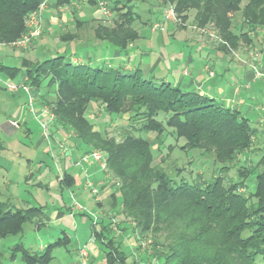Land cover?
<instances>
[{"label": "trees", "instance_id": "16d2710c", "mask_svg": "<svg viewBox=\"0 0 264 264\" xmlns=\"http://www.w3.org/2000/svg\"><path fill=\"white\" fill-rule=\"evenodd\" d=\"M42 0H0V42L9 43L26 32L25 18ZM72 0H54L63 6ZM97 4L96 0H90ZM115 18L113 25L98 24L96 39L119 51L137 38L132 24L137 18L130 1L108 0ZM171 3L177 17L185 19L194 10L196 24L212 22L221 39L236 45L237 34L249 39L247 31L264 26V0H162ZM238 13L240 23L234 22ZM233 28L236 29L233 30ZM223 50L225 45H221ZM36 90L56 86V124L70 130L76 147L87 153L99 148L108 171L120 186L111 192V204L130 220V232L150 237V255L163 264H264V156L252 167L239 165L236 181L225 183V173L236 164L238 155L251 150L257 135L248 118L204 93L185 90L168 81L143 77L139 68L125 70L73 62L54 55L35 62L22 60L20 66L0 61V71L13 78L20 71ZM38 96H42L38 94ZM93 103L109 115H127L120 139L102 134L84 115ZM163 113L165 121L158 119ZM138 121L139 125L131 123ZM183 139L181 150L197 149L218 162V174L208 182L176 183L160 164L153 165L151 143L140 133H152L158 149L163 134ZM166 134V133H165ZM164 134V135H165ZM163 161V160H162ZM180 171V169H179ZM253 175L252 190L245 179ZM60 185L71 187V175L63 171ZM41 206L8 209L0 202V237L22 235L26 222L38 220ZM123 224H125L123 222ZM127 226L120 229L124 230ZM94 240L105 247L104 264H130L122 240H116L110 222L91 227ZM157 234L158 236H156ZM62 237L49 243L43 252H32L17 243L12 254L20 253L24 264H48L51 250Z\"/></svg>", "mask_w": 264, "mask_h": 264}, {"label": "rangeland", "instance_id": "374dc122", "mask_svg": "<svg viewBox=\"0 0 264 264\" xmlns=\"http://www.w3.org/2000/svg\"><path fill=\"white\" fill-rule=\"evenodd\" d=\"M52 2L53 0H47V6L44 11L48 10L49 5L52 4ZM132 2L133 7L138 5L139 10L137 11H139L140 16L139 19L134 20L132 24L137 31V38L130 43L137 42V40L139 41L140 39V41H142L143 37L141 36L145 35L144 40L153 39V42L152 44L142 43V48L145 47L152 49L150 51L153 55L152 58L156 57L160 52L164 55L167 52H174L171 53L172 56L174 54L178 55V52H183L187 57L190 51V55L194 60L193 65H199L205 62L207 59L206 53L201 52V56H199L200 52H198L196 48H193L192 46H183L182 42L175 39H169L168 45L163 47L160 39L161 34H158L161 32L152 34L150 32H155L159 25L162 27L166 25L165 27L169 26L166 35L178 38H191L194 36L195 39H199L206 46L212 48L217 47L221 50H223L221 45H225L226 48L223 51L226 52L227 56L230 57L232 61L221 66H228L232 71L229 74L223 75L221 67L216 66V76L212 81L218 82L219 86L225 88L226 91L228 90L226 87L230 84L231 96H233L235 86H238L240 89V98H245L247 102L250 101L253 104H258L259 107H262V110L254 107L247 115L249 120H251V125L257 128L258 131L253 141L254 146L251 147V150H248L246 154L238 155L236 164L231 166V168L225 173V183H229L230 180L236 181L238 179L236 168L239 165L252 167L261 156H264V85L263 87H258L259 84L253 81L251 84L252 89L249 91L250 99H248V95L245 93L246 89L243 84L244 82L240 77V67L245 66L247 68L250 67L254 72L255 70H258L262 75L256 76L261 77L264 80V66L261 65V63H264V26L256 27L254 31H247L246 28L242 29L247 32L250 41L238 37L240 31H236V29L233 28V30L238 33L236 38L237 43L236 45H229L224 43V40L221 39L217 28L212 22L203 25L196 24L194 10L188 11L185 19H181L176 15L174 21H166L163 19L164 11L169 6L174 7L173 4H164L162 0H156L155 2H152L150 6L148 0H133ZM108 5H110V3L107 1L105 6L111 13ZM143 5L144 7H149L151 11L155 8L156 16H154V14L147 15V12H143V10H141ZM44 11H42L41 16L44 14ZM93 12L96 16L99 15L97 11ZM88 15L92 16V14ZM102 15L103 18L101 21H105L104 24L108 25L111 23L112 13L109 16L103 13ZM147 17H149L150 22L144 24L143 20H145V18L147 19ZM161 19L163 21H161ZM233 19L237 25L240 23L238 13L233 15ZM108 20L111 21L108 22ZM69 23L72 27L71 22ZM39 25L40 27L37 36L29 39V41L23 46L17 45L15 41L29 30V27L26 24V32L19 38L9 43L0 42V48H3L8 54V57H11L10 59H4L6 64L20 66L22 60L33 63L58 54L52 53V51H63L62 47L59 48L58 46L52 45V43H55L58 39V36L61 35L63 31L62 27L53 28V30L47 32L46 29L43 28L42 21ZM93 27L94 24L91 23L89 26L88 22L86 27L80 28L81 31L78 30L84 33V35L86 34L87 36L92 37ZM74 29H77V27H74ZM42 39H44L45 46H40L41 44H39ZM93 39L96 40L95 38ZM166 41L167 38H165V42ZM46 48L49 51L45 50ZM188 48H190V50ZM61 51L59 54L64 55L66 59H71L70 47H67L64 52ZM105 64H107L106 61H100L93 65L106 66ZM21 73H23L22 70L15 77L11 78L0 71V80H8L10 83L16 84L21 78ZM145 74L146 73L142 70L143 77L146 76ZM159 74L160 72L156 73L154 79L156 82L161 81L160 79H157L160 78ZM24 77L26 78V76ZM210 80L211 79H209V81ZM25 81H27L30 92L33 94L32 105L35 113L30 111L28 95L23 91L18 92L24 96L23 98H9L11 92L6 90L1 94V96H3H0V143L3 144L2 146L7 144L8 148H5V150L2 151L3 153L0 154V162L5 164L3 169H0V202H5V206L8 209L41 205L44 212L48 215L53 213L56 209H62L66 215V219L63 220V223H65L67 227H65V231L60 232L59 227L54 222L49 221L45 227L36 230L34 223L26 222L23 225L21 238L17 239L16 237H12L0 239V242L14 244L20 240L23 247L32 252H41V246H46L48 243L62 237V243L55 246L50 251L54 256V259L50 264H104L105 247L99 240H94L91 229L92 226L99 229L100 221L102 220V223L105 224H108V221L110 222L116 240L121 239L123 241L122 237L125 238L123 243L127 250L126 255H129L128 258L132 260L130 264H163L162 259H154L150 255L149 241L152 239L151 234L148 238L133 237L129 228L131 225L130 220L124 218L119 213V199L117 198L116 205L113 206V204H111V192L116 191L115 188L118 189L121 182L119 179H115L112 176V173L107 169V165L104 170H101L97 163H92L96 165L95 172L102 174L100 178L95 179L90 172V165L84 162H79L81 155L84 153L79 155L74 163L76 164L77 169L82 172V184L79 189L77 188L76 190H73V186L69 188L60 185L59 179L64 170L62 171L60 164L55 162V160H52L51 156L50 160L47 161V163L50 162L48 167H46L45 164H42L41 166V169L44 170L48 168V172H46L45 176L42 173L36 172L38 168L36 157L44 152L50 153V150H52L53 147L56 149V142L58 143V148H61V143L65 141L63 137L57 135L59 133L54 131L60 129L63 134H71V131L63 129L61 126L59 127L55 122V92L57 87L52 86L51 88H45L43 83L42 87L36 90L30 85L28 78ZM259 89L261 91H258ZM12 94L15 93L12 92ZM38 94L42 95L40 96V99ZM21 110L24 113V119L30 128V133L24 134L23 129L20 128L13 131L11 138L6 139L8 136L1 129L2 122H5L7 118H13L15 115L19 114ZM39 110H45L50 116H53V118L47 122L45 135L40 122H46L47 118L44 117L45 115L42 116L44 113L37 117L36 114L37 112H40ZM84 115L88 117L91 123H93L95 129L104 135L112 136L117 139L121 138V127L128 124L127 115H109L105 113L102 108L93 103L88 106ZM259 118L261 120L260 123L257 124L256 121ZM158 119L164 122V114L159 113ZM133 122L134 124L139 125L138 121H132L131 123ZM50 125H53L52 128ZM165 133L162 137L164 138V143L161 150L158 149L159 145L156 144V140L152 133L140 134H142L143 137H146L153 147V165L160 164L176 183L183 180L188 183L197 182L202 184L203 182L212 180L213 177L218 174V168L220 165L218 162H215L212 157L201 155L197 149L181 150L179 147L184 143V140L178 139L176 141L175 137L173 135L171 136L170 129ZM40 138L42 141L36 146L35 144ZM66 138H68V136ZM95 149L100 150L99 148ZM55 158L57 159V156ZM76 167H74V169ZM263 168L264 165H260L256 168L255 172ZM31 173L32 176L30 177L29 175ZM252 179L253 175L247 177L245 181L248 186L244 189L240 186L238 191H245L246 193L251 191ZM54 181H56L57 187L53 185ZM113 181H118L120 183L113 187ZM87 182H90V185H86ZM80 191H82V193H80ZM72 197L76 199L85 210L77 211L76 209H73ZM123 222L127 223V228H125L124 231L120 229ZM155 235L158 236L157 234ZM4 250L5 252L0 259L1 264H22L19 252L16 253L13 258H10V249L7 248ZM81 250L85 251L87 254L85 257V263H83L84 257L80 254Z\"/></svg>", "mask_w": 264, "mask_h": 264}, {"label": "crops", "instance_id": "0c3cea01", "mask_svg": "<svg viewBox=\"0 0 264 264\" xmlns=\"http://www.w3.org/2000/svg\"><path fill=\"white\" fill-rule=\"evenodd\" d=\"M120 1L122 3L126 2V0H120ZM129 1H130V5H132L133 0L132 1L129 0ZM155 1L156 0H148L149 6L152 4V2H155ZM53 2L52 4L49 5L50 9L48 8L47 11L43 10L44 14L41 16L43 28H45L47 32L57 27H62L63 29L61 35L58 36V39L55 41V43L54 42H53L54 44L52 43V45L58 46L59 48L62 47L63 51L56 50V51H52V53H58L56 55H62V54H59V52L60 51L64 52L66 51L67 47H70L71 49L70 55L72 56L71 61L73 62H89L91 64H95L100 61H106L107 64H105L106 65L105 67L118 68V69L120 68V69H125V70H133V69L139 68L141 72L143 70L146 73L145 74L146 77H151L153 80L156 77V73L160 72L159 74L160 78H157V79H160L161 81H168L174 85L180 86L181 88L185 90H192V91L204 93L208 97L213 98L221 102L222 104L224 103V105L229 106L232 109L240 111V113L244 115L246 118H248L247 115L249 114L251 110H253L254 107H256V109L262 110V107H259L258 104H253L250 101L247 102L245 98H240V89L238 86H235L233 90V96H231L230 95V92H231L230 84L229 86L226 87L228 89L226 91L225 88H222L221 86H219L218 82L212 81V79L215 78L216 76V73H215L216 66L221 67L223 75L229 74L232 71L231 69H229L228 66H223V67L221 66L223 64H228L229 61H232V59L228 57L226 52H224L223 50L217 47L212 48L210 46H206L199 39H195L194 36H192L191 38H181V37L178 38V37H172V36L166 35V32H168L169 26L165 27L166 26L165 25L164 27H162L161 25H159L158 29L155 32L151 31L150 33L152 34V33L161 32L158 34H161L160 39H161V43L163 47L168 45L169 39L179 40L180 42H182L183 46H188V47L192 46L193 48H196V50L200 52L199 56H201V52L206 53L207 55L206 61L199 65H193L194 60H193V57L190 55V51L187 57L185 53L183 52L182 53L178 52L177 53L178 55L174 54L173 56L171 55V53H174V52H167L165 55L160 52L158 53L156 57L152 58L153 55L150 52L152 49L145 48V47L142 48V43L152 44L153 42L152 41L153 39L144 40L145 35L141 36L143 37L142 39L144 40V42L143 40L140 41L141 39L139 41L137 40V42L129 43V45L127 46L125 50L119 51L113 45L105 41H101V40L98 41L99 39H96L94 36V29L98 26V24L106 25L104 24L105 21H101V19L103 18V15H102L100 8L97 6L96 3L94 5L92 4L90 0H72L70 1V3L65 4L63 6H55ZM133 9L138 15L136 19H139L140 13L139 11H137L139 10L138 5H135ZM141 10H143V12H147V15L154 14V16H156L155 8H153L151 11L149 7H144L143 5V8ZM93 11H97L99 15L96 16V14ZM88 14H92V16ZM114 18L115 16L114 14H112L111 16L112 21L108 20V22L111 21V23H109L108 25H113ZM68 21L71 22L72 27L69 25L70 23ZM161 21L163 20L161 19ZM88 22H89V26L91 23L94 24V27L92 28L93 29L92 37L95 38L96 40H94L91 36H87L86 34L84 35V33L80 32L81 31L80 28L86 27V24H88ZM149 22H150L149 17L143 20L144 24H148ZM74 27H77V29H74ZM165 38H167L166 42H165ZM39 44H41L40 46H45L44 39H42L41 43L39 42ZM47 48L45 50L49 49ZM188 49L190 50V48ZM7 58L10 59L11 57H8V54L4 51V49L0 48V61L6 64L4 62V59H7ZM261 65L264 66V63L263 64L261 63ZM240 70H241L240 77L242 81L244 82L243 84L246 89L245 93L248 95V99H250L249 91L252 89V86H251L252 82L254 81L258 83L259 84L258 87H261V86L263 87L264 80L261 77H257L255 75V72L250 67L247 68L245 66H241ZM209 79L211 80L209 81ZM258 91H261V90L259 89ZM4 92H5L4 89L0 87V96ZM23 97L24 96L21 93H15V94L11 93V95H9V98H23ZM42 116L47 118L46 113H44ZM260 120L261 119L259 118L256 121V123L259 124ZM13 122H15V124H13ZM20 128L23 129L24 134L30 133V128L28 127V124L24 119V113L22 112V110L19 112V114L15 115L13 118L11 117L7 118V120L5 122H2L1 124V129L8 136L6 139L11 138V134L13 133V131L20 129ZM54 132L59 133L57 135L59 137H63L65 141L61 143V148L60 147L58 148V143L55 141L57 144L56 149H54L53 147L52 150H50V153L44 152L45 154L41 153V155H38L36 157L37 162H38L37 163L38 168L36 172L42 173L45 176L46 172H48V168L44 170V169H41V166L42 164H45V166L48 167V164H50V162L47 163V161L50 160V156H51L52 160H55V162L60 164L62 171L64 170L71 175V179L73 180V185H72L73 190H76L77 188L79 189V187L82 184V177H81L82 172L77 169L76 164L74 162L76 161L77 157L82 154V150L76 147V141L74 140L71 134H65V133L63 134L62 130L60 129H57ZM67 136L68 138H66ZM40 141H42L41 138L37 140L35 145L37 146ZM2 145L3 144L0 143V154L3 153L2 151L5 150V148L8 149L7 144L5 146H2ZM253 146L254 145H252V147ZM246 153L247 151H245L243 154H246ZM56 156H57V159L55 158ZM4 165H5L4 163L0 162V169H3ZM74 167L76 168L74 169ZM95 167H96L95 164H90V172L92 173L93 177H95V179H98L101 177L102 174L96 173ZM29 176L31 177L32 173ZM60 178H62V175ZM53 185L57 187L56 181H54ZM80 193H82V191H80ZM37 206H41V205H37ZM65 219H66V215L64 214L62 209H56L54 210L53 213L48 215L44 212L43 207H42V214L40 218L38 220L31 221V222L35 224V229L39 230L40 228L45 227L49 221H52L59 227L60 232H62V231H65V227H67L66 224L63 223V220ZM126 224L127 223L122 224L121 225L122 228L124 226H127ZM21 236L22 235L0 237V239H6V238H12V237H16L18 239V238H21ZM122 239L124 241L125 238L122 237ZM123 241H122V245L125 249V244L123 243ZM17 243H20V240H18L14 244L11 243L12 245L8 243L6 244L3 242H0V259L5 252L4 249H7V248L10 249V253H11L10 258H13L15 254L14 255L12 254L11 249ZM46 246L44 245L41 246V250H42L41 252L44 251ZM53 259H54V256L52 257V259L49 261L48 264H50ZM128 259L130 262H132L130 258ZM22 264L24 263L22 262Z\"/></svg>", "mask_w": 264, "mask_h": 264}, {"label": "built area", "instance_id": "2783aa9c", "mask_svg": "<svg viewBox=\"0 0 264 264\" xmlns=\"http://www.w3.org/2000/svg\"><path fill=\"white\" fill-rule=\"evenodd\" d=\"M106 0H97V6L101 9L103 14L110 15L111 13L108 11L107 7L105 6ZM47 6V0H42L38 6L37 9L31 11L25 18L24 22L25 24L29 27V30L22 36L20 37L15 43L19 46L25 45L29 39L34 38L37 36L39 32V27L41 24V13ZM163 19L166 21H174L176 19V12L174 7L169 6L166 8L163 14ZM33 26V27H30ZM255 75H262L258 70H255ZM27 77L20 78L18 83L12 84L8 80H0V87L3 88L4 90L8 92H14L18 93L19 91H23L28 95V102L30 105V111L32 113H35L32 102H33V94L30 92L29 85L27 84ZM42 113L47 114V121L46 122H40V125L44 131V135L46 132V126L48 120H51L53 116H50L45 110L37 112L36 116L38 117L39 115H42ZM15 124V122H13ZM79 162H84L87 164H92V163H97L99 165V168L101 170H104L106 168V161H105V155L102 151L93 149L87 153H84L80 157ZM86 185H90V182H87ZM73 205L72 208L76 209L77 211L85 210L76 199L72 197ZM95 224V223H94ZM80 254L84 257L83 258V263H85V257L87 256L86 252L81 250Z\"/></svg>", "mask_w": 264, "mask_h": 264}]
</instances>
